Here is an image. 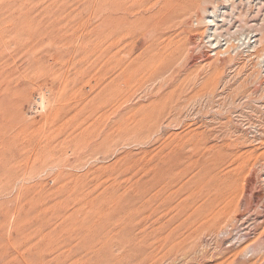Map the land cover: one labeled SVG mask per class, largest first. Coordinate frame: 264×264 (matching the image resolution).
Here are the masks:
<instances>
[{
	"label": "rangeland",
	"instance_id": "obj_1",
	"mask_svg": "<svg viewBox=\"0 0 264 264\" xmlns=\"http://www.w3.org/2000/svg\"><path fill=\"white\" fill-rule=\"evenodd\" d=\"M263 27L264 0H0V264H264Z\"/></svg>",
	"mask_w": 264,
	"mask_h": 264
},
{
	"label": "bare ground",
	"instance_id": "obj_2",
	"mask_svg": "<svg viewBox=\"0 0 264 264\" xmlns=\"http://www.w3.org/2000/svg\"><path fill=\"white\" fill-rule=\"evenodd\" d=\"M215 1V0H214ZM228 1V0H227ZM248 1V0H247ZM184 3V2H183ZM237 3V2H236ZM250 3V2H249ZM118 4V3H117ZM221 4V3H220ZM214 5V6H212V8H211V6H210V9L208 8V10L206 9L205 11H204V14H205V16L203 17V21L206 23V24H208L209 25V28L211 29V30H213V33L210 35V37H211V41H215L216 40V38L214 37L215 36V34H216V31H217V28H218V23H216V19H218V18H221V21L224 19V16L222 15V12H221V9H220V7L222 6V5ZM119 5V4H118ZM116 8V7H115ZM176 9H177V7H176ZM147 10V9H146ZM155 10V9H154ZM127 11V10H126ZM225 11V10H224ZM223 11V12H224ZM202 13V12H201ZM144 15V14H143ZM139 16V15H138ZM145 17V16H144ZM226 19V18H225ZM200 20V19H199ZM124 21V20H123ZM126 21V20H125ZM218 22V21H217ZM132 23V22H131ZM140 24V23H139ZM205 24V25H206ZM258 25V24H257ZM117 28V27H116ZM129 28V27H128ZM257 28V27H256ZM131 29V28H130ZM138 29V28H137ZM122 30H125V28L123 29L122 28ZM128 30V29H127ZM261 32H260V37L258 38V41L259 42H264V27L262 28V29H259ZM116 31H117V29H116ZM210 31V30H209ZM119 33H120V31H118ZM122 32H124V31H122ZM127 32V31H126ZM207 32V31H206ZM121 34V33H120ZM124 34V33H123ZM122 34V35H123ZM210 34V33H209ZM114 35V34H113ZM221 35V34H220ZM112 36V35H111ZM124 39H125V36H124ZM123 39V40H124ZM246 39V38H245ZM218 40V39H217ZM112 42H111V46L114 48V51H112L113 52V54H110V57H111V61H112V64H115L116 62H121L122 60H123V58H122V60H119V58L120 57H118L119 56V50H121V49H119L118 50V48H117V46L121 43V37L120 36H118V35H115L113 38H112V40H111ZM151 41V40H150ZM124 42V41H123ZM248 44V43H247ZM129 46V45H128ZM131 47V46H130ZM120 48V47H119ZM161 48V47H160ZM117 49V50H116ZM235 49V48H234ZM216 50V49H215ZM225 50V49H224ZM143 52V51H142ZM156 52H158V51H156ZM223 52H225V51H223ZM123 53V52H122ZM125 53H127V52H125ZM148 53V52H147ZM153 53H155V52H153ZM214 53V52H213ZM226 53V52H225ZM216 54V53H215ZM224 54V53H223ZM112 55V56H111ZM154 55V54H153ZM168 55V54H167ZM125 58V57H124ZM146 58V57H145ZM121 59V58H120ZM152 59V58H151ZM155 59V58H154ZM164 60V59H163ZM124 61V60H123ZM119 62V64L121 65V71H120V74L121 75H124L125 73H127V67H126V65H122L123 63H120ZM125 62V61H124ZM162 63V62H161ZM160 63V64H161ZM118 64V63H117ZM129 64V63H128ZM137 65H138V63H137ZM263 65V64H262ZM113 66V65H112ZM116 66V65H115ZM128 67L130 66V65H127ZM135 66V65H134ZM112 68H114V67H112ZM117 68V67H116ZM136 68V67H135ZM134 70V69H133ZM137 71H139V70H137ZM137 79V78H136ZM208 81V80H207ZM138 82V81H137ZM215 83V82H214ZM125 84V83H124ZM214 86H215V84H214ZM123 95H126V94H123ZM119 97V96H118ZM42 105H43V103H44V101L42 100ZM41 105V104H40ZM263 180H264V178H263Z\"/></svg>",
	"mask_w": 264,
	"mask_h": 264
}]
</instances>
